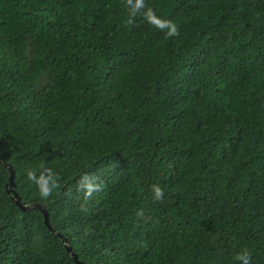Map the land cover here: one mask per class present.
<instances>
[{
  "label": "trees",
  "instance_id": "16d2710c",
  "mask_svg": "<svg viewBox=\"0 0 264 264\" xmlns=\"http://www.w3.org/2000/svg\"><path fill=\"white\" fill-rule=\"evenodd\" d=\"M0 160L83 264H264V0H0ZM8 176L0 264H76Z\"/></svg>",
  "mask_w": 264,
  "mask_h": 264
},
{
  "label": "water",
  "instance_id": "95a60500",
  "mask_svg": "<svg viewBox=\"0 0 264 264\" xmlns=\"http://www.w3.org/2000/svg\"><path fill=\"white\" fill-rule=\"evenodd\" d=\"M0 164L6 166V168L8 169L9 172V176H8V181H7V187H6V192L9 194L11 200L21 209V210H31V209H39L43 215V221L44 224L46 225V227L54 234H56L60 240L65 244V248L66 251L70 254V256L72 257V259L74 260V262L76 264H83L79 259H77L76 255L74 252H72V250L70 249V247L65 243V237L59 233H57L52 226L50 225V223L48 222V218H47V213L45 210V207L39 203H29V204H23L16 191L14 190V182H13V171L10 165H8L5 161L0 160Z\"/></svg>",
  "mask_w": 264,
  "mask_h": 264
},
{
  "label": "clouds",
  "instance_id": "9594fccd",
  "mask_svg": "<svg viewBox=\"0 0 264 264\" xmlns=\"http://www.w3.org/2000/svg\"><path fill=\"white\" fill-rule=\"evenodd\" d=\"M173 31H174V29H173ZM89 187H90V186H89ZM156 191H157V194H159V189H157ZM48 192H49V189H48L47 187H45V186H42V187H41V194H42V195H47ZM245 264H246V261H245Z\"/></svg>",
  "mask_w": 264,
  "mask_h": 264
}]
</instances>
